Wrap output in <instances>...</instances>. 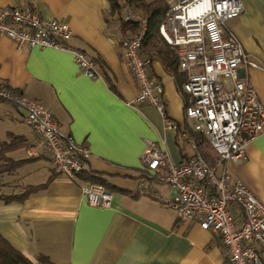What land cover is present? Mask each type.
Wrapping results in <instances>:
<instances>
[{
  "label": "crops",
  "instance_id": "0c3cea01",
  "mask_svg": "<svg viewBox=\"0 0 264 264\" xmlns=\"http://www.w3.org/2000/svg\"><path fill=\"white\" fill-rule=\"evenodd\" d=\"M242 1L244 11L228 20L227 27L264 65V0ZM16 5L38 8L47 19L69 23L74 32L70 47L85 51L100 77L84 74L70 51L19 49L0 35V85L47 106L63 131L90 147L87 170L110 185L113 199L107 208L90 205L81 189L87 183L60 173L24 113L1 99L0 121L15 126L0 129V144L13 133L24 136L29 147L8 153L26 161L16 172L0 175V194H21L26 187L53 179L23 201L0 197V234L34 264H231L219 234L198 222L179 221L176 209L165 201L176 191L159 174L148 173L142 154L151 141L175 163L186 162L198 150L217 175L227 170L264 203V132L248 143L246 161L221 163L207 137L199 143L189 127L186 74L179 67L173 72L159 58L150 67L177 129L167 128L153 104H130L140 85L121 45L120 21L106 18L109 0H0V10ZM241 75L264 105V69L245 68ZM32 149L39 156L31 157ZM144 179L146 185L141 186ZM235 217L239 223L244 220L239 208Z\"/></svg>",
  "mask_w": 264,
  "mask_h": 264
},
{
  "label": "built area",
  "instance_id": "2783aa9c",
  "mask_svg": "<svg viewBox=\"0 0 264 264\" xmlns=\"http://www.w3.org/2000/svg\"><path fill=\"white\" fill-rule=\"evenodd\" d=\"M126 20H138V34L123 38L125 57L140 85L130 103L153 104L164 116L168 129H177L167 115L163 87L151 73L152 60L144 54L148 18L127 6ZM242 0H172L166 21L160 26L165 40L174 48L179 68L185 72L187 93L185 114L189 127L204 134L223 162H243L249 156L248 143L264 132V105L253 84L241 75L245 68L264 69L246 51L228 20L244 11ZM69 23L45 18L29 5L7 6L0 10V35L11 38L17 48L51 47L73 53L75 62L90 78L100 77L96 63L85 51L73 49ZM0 98L15 104L26 123L41 138L43 151L55 168L72 180L87 170L92 156L86 144L63 131L52 111L41 102L0 88ZM31 157L39 156L29 150ZM148 173L159 174L175 196L165 200L173 206L179 221L198 222L203 229L220 235L231 264H264V203L227 170L217 175L200 151L186 162L175 163L170 155L151 141L142 154ZM145 179L141 186H145ZM83 194L90 205L107 208L113 195L101 184H84ZM244 214L239 223L235 209Z\"/></svg>",
  "mask_w": 264,
  "mask_h": 264
},
{
  "label": "trees",
  "instance_id": "16d2710c",
  "mask_svg": "<svg viewBox=\"0 0 264 264\" xmlns=\"http://www.w3.org/2000/svg\"><path fill=\"white\" fill-rule=\"evenodd\" d=\"M109 3L110 7L106 18L107 20L114 19L120 21L123 38L132 37L140 31V22L138 20L128 21L124 18L123 14L127 6L132 7L137 13H141L148 18V29L143 43L144 53L151 60L154 58L162 59L167 68L175 72L179 67L177 54L160 32V26L166 21V13L170 7L169 0H109ZM0 88L4 87L0 85ZM194 135L197 138L196 141L199 143L206 141L204 134L194 132ZM28 147L29 142L24 136L9 133L8 139L0 144V175L16 172L26 161L15 160L8 156V153L13 150ZM203 157L209 163L205 154ZM78 178L83 183L101 184L110 191V185L103 178L92 174L88 170L81 172ZM52 179L53 177L51 176L44 184L26 187L21 194H0V197L5 202L23 201L31 194L46 188ZM0 264H34V262L24 253L14 248L0 234Z\"/></svg>",
  "mask_w": 264,
  "mask_h": 264
},
{
  "label": "rangeland",
  "instance_id": "374dc122",
  "mask_svg": "<svg viewBox=\"0 0 264 264\" xmlns=\"http://www.w3.org/2000/svg\"><path fill=\"white\" fill-rule=\"evenodd\" d=\"M7 125L10 126V127L15 126L14 124H12V123H10L8 121H6L5 123H3L2 121H0V129H3L4 126L6 127Z\"/></svg>",
  "mask_w": 264,
  "mask_h": 264
}]
</instances>
